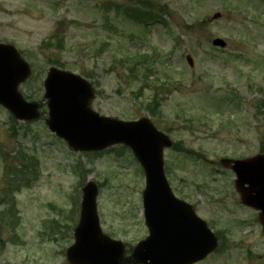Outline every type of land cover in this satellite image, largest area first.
Masks as SVG:
<instances>
[{
    "label": "rangeland",
    "instance_id": "374dc122",
    "mask_svg": "<svg viewBox=\"0 0 264 264\" xmlns=\"http://www.w3.org/2000/svg\"><path fill=\"white\" fill-rule=\"evenodd\" d=\"M0 43L32 69L19 88L27 102L43 100L52 67L70 71L94 87L93 111L150 117L182 147L165 152L169 184L220 240L202 264H264L258 215L219 166L264 151V0H0ZM139 55L148 60L131 65ZM90 181L103 233L130 248L145 239V176L128 148L74 152L45 121H14L0 107V217L14 204L18 218L13 230L0 220V264H69Z\"/></svg>",
    "mask_w": 264,
    "mask_h": 264
},
{
    "label": "water",
    "instance_id": "95a60500",
    "mask_svg": "<svg viewBox=\"0 0 264 264\" xmlns=\"http://www.w3.org/2000/svg\"><path fill=\"white\" fill-rule=\"evenodd\" d=\"M213 44L226 46L220 39ZM29 73L28 66L12 47L0 45V104L19 120H34L42 117L38 109L48 103L50 129L74 150L101 151L125 144L133 150L146 173L144 207L150 237L125 258L124 246L103 235L100 229L96 207L98 192L90 183L84 189L75 244L67 251L71 264H194L216 249V238L194 217L189 206L172 195L163 169V151L172 145L165 135L147 119L123 123L98 116L88 108L93 98L92 88L82 78L54 69L45 84V102L26 104L17 88ZM233 163L242 202L261 211L260 221L264 227V156Z\"/></svg>",
    "mask_w": 264,
    "mask_h": 264
},
{
    "label": "flooded vegetation",
    "instance_id": "af4514ba",
    "mask_svg": "<svg viewBox=\"0 0 264 264\" xmlns=\"http://www.w3.org/2000/svg\"><path fill=\"white\" fill-rule=\"evenodd\" d=\"M230 172V171H229ZM231 173V172H230ZM232 174V173H231ZM233 175V174H232ZM234 192H235V195L238 197L239 195H238V193H236V191L234 190Z\"/></svg>",
    "mask_w": 264,
    "mask_h": 264
}]
</instances>
